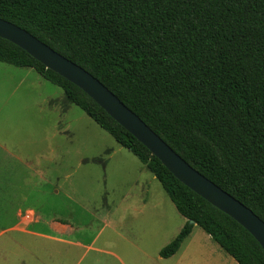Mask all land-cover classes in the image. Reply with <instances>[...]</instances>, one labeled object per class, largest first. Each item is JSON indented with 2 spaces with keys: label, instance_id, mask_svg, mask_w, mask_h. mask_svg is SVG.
Segmentation results:
<instances>
[{
  "label": "trees",
  "instance_id": "16d2710c",
  "mask_svg": "<svg viewBox=\"0 0 264 264\" xmlns=\"http://www.w3.org/2000/svg\"><path fill=\"white\" fill-rule=\"evenodd\" d=\"M0 19L100 80L264 221V0H0ZM0 63L34 69L61 88L159 180L187 220L162 258L197 225L237 264H264L241 225L177 180L80 88L2 38Z\"/></svg>",
  "mask_w": 264,
  "mask_h": 264
},
{
  "label": "crops",
  "instance_id": "0c3cea01",
  "mask_svg": "<svg viewBox=\"0 0 264 264\" xmlns=\"http://www.w3.org/2000/svg\"><path fill=\"white\" fill-rule=\"evenodd\" d=\"M58 96L57 99L49 97V102L45 100V103H49L50 110H55L58 118L63 119L71 112L72 107L76 106L69 101L64 91ZM36 126L38 132L34 130ZM28 128H31L29 133L20 131ZM58 128L59 136H64L63 141L66 144L67 127L62 126L61 122L59 126L57 124ZM56 137L57 133L52 132L50 121L35 124L16 121L15 117L11 123L0 127V264H66L68 246L83 252L81 258L85 256V252L94 251L109 254L120 262L116 253L97 248L96 240L85 245L83 240L77 238L79 229L72 220L51 211L52 192L47 190L52 184L50 165L57 159L61 161L62 156L61 144L54 143ZM62 153L66 155V151ZM93 161L103 162L102 159ZM139 162L142 164V170H139L134 184L127 189L122 201L105 204L101 215L104 221L93 236H104L107 230L111 231L110 236H125L120 232V228L126 225L127 236H146L140 232V225L149 226L150 223L156 234L165 238L162 243V248H165L177 238L187 220L177 211L159 180L145 164L140 160ZM63 177L68 178L66 170ZM157 181L171 203L160 186L154 184ZM54 189L56 195L61 193L57 186ZM196 227L199 226H194L177 253L169 258L160 256V259L169 262L182 261L187 250L193 245L198 246L196 250L203 248L202 243L198 244L199 237L201 242L206 244L208 238L193 236ZM129 241L130 239H127V242ZM220 249L229 256L221 247ZM223 252L214 250V256L219 255L217 260L211 257L214 264H231L226 256H223ZM53 253L56 257L52 260L50 257Z\"/></svg>",
  "mask_w": 264,
  "mask_h": 264
},
{
  "label": "rangeland",
  "instance_id": "374dc122",
  "mask_svg": "<svg viewBox=\"0 0 264 264\" xmlns=\"http://www.w3.org/2000/svg\"><path fill=\"white\" fill-rule=\"evenodd\" d=\"M59 94H63L59 87L42 79L35 71L0 63V127L11 123L15 117L16 121L35 124L50 121L52 132L57 133L54 143L61 144L62 152L66 151V155L61 152V161L57 159L50 165L52 184L47 190L52 192L51 211L72 220L79 229L77 238L85 245L96 240L97 248L114 252L120 259L119 262L109 254L94 251L85 252L81 258L83 252L68 246L66 264H214L211 257L219 259L218 254L214 256V250L218 253L223 251L200 227L194 229L193 236L208 238L207 244L199 237L198 244L202 243L203 248L196 250L198 246L193 245L182 261L171 262L160 259L159 252L164 248L165 238L156 234L150 223L149 226L140 225V232L146 236H127V225L120 228L125 236H110L109 230L104 236H93L104 221L101 215L105 204L123 200L139 170H142V164L77 106H73L65 118L59 119L57 112L51 111L49 103H45V100L49 102V97L57 99ZM14 107L22 109L14 110ZM61 122L67 127L66 144L57 129ZM34 130L38 132L39 129L36 126ZM20 131L29 133L31 128ZM95 159H102L105 164L95 163ZM65 170L67 179L63 177ZM154 184L160 186L170 202L160 183ZM55 186L61 190L58 195L55 194ZM222 254L231 264H237L224 252ZM55 257L53 253L50 259Z\"/></svg>",
  "mask_w": 264,
  "mask_h": 264
},
{
  "label": "water",
  "instance_id": "95a60500",
  "mask_svg": "<svg viewBox=\"0 0 264 264\" xmlns=\"http://www.w3.org/2000/svg\"><path fill=\"white\" fill-rule=\"evenodd\" d=\"M0 38L68 80L132 134L182 184L241 225L264 250V221L250 208L195 170L100 80L33 35L0 19ZM191 225L195 223L190 221Z\"/></svg>",
  "mask_w": 264,
  "mask_h": 264
}]
</instances>
